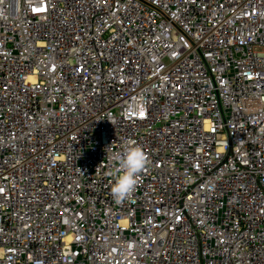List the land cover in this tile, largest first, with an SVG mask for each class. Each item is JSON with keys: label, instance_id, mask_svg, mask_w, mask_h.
<instances>
[{"label": "built area", "instance_id": "2783aa9c", "mask_svg": "<svg viewBox=\"0 0 264 264\" xmlns=\"http://www.w3.org/2000/svg\"><path fill=\"white\" fill-rule=\"evenodd\" d=\"M0 264H264V0H0Z\"/></svg>", "mask_w": 264, "mask_h": 264}, {"label": "clouds", "instance_id": "9594fccd", "mask_svg": "<svg viewBox=\"0 0 264 264\" xmlns=\"http://www.w3.org/2000/svg\"><path fill=\"white\" fill-rule=\"evenodd\" d=\"M112 165L106 173L112 178L111 193L117 202L126 197L137 184L139 173L145 167V155L134 141H127L122 151L108 156Z\"/></svg>", "mask_w": 264, "mask_h": 264}]
</instances>
